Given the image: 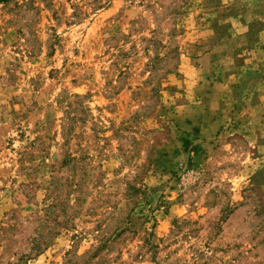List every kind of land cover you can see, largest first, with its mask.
<instances>
[{
    "label": "rangeland",
    "instance_id": "rangeland-1",
    "mask_svg": "<svg viewBox=\"0 0 264 264\" xmlns=\"http://www.w3.org/2000/svg\"><path fill=\"white\" fill-rule=\"evenodd\" d=\"M97 2L0 3V264H264V0Z\"/></svg>",
    "mask_w": 264,
    "mask_h": 264
},
{
    "label": "trees",
    "instance_id": "trees-1",
    "mask_svg": "<svg viewBox=\"0 0 264 264\" xmlns=\"http://www.w3.org/2000/svg\"><path fill=\"white\" fill-rule=\"evenodd\" d=\"M9 1H11V0H0V3H6V2H9ZM98 4H97V7H102V3H103V0H98V2H97ZM63 228H66L67 226H62ZM124 230V229H123ZM56 234H59V233H57V232H55ZM50 241V240H49ZM49 241L48 240H44V238L43 239H40V242H38L37 244H36V248H34L36 251H40V250H42L44 247H42V246H40L41 244H43V245H46V247L45 248H47V246H48V244H49ZM107 243H108V241H105V243H104V245L103 246H105V245H107Z\"/></svg>",
    "mask_w": 264,
    "mask_h": 264
}]
</instances>
